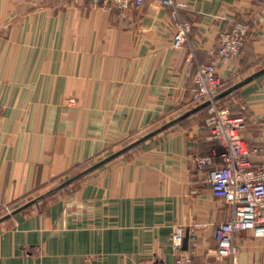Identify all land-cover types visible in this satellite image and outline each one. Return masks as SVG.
Returning a JSON list of instances; mask_svg holds the SVG:
<instances>
[{"label": "crops", "instance_id": "obj_1", "mask_svg": "<svg viewBox=\"0 0 264 264\" xmlns=\"http://www.w3.org/2000/svg\"><path fill=\"white\" fill-rule=\"evenodd\" d=\"M179 1L192 29L176 50L157 0L128 11L0 0V217L49 193L0 224V264L217 263L215 231L231 209L194 161L215 144L208 107L55 190L200 106L196 64L237 23L249 28L245 48L218 74L227 89L254 79L223 102L246 118L250 150L264 145V0ZM235 240L236 264H264L263 238Z\"/></svg>", "mask_w": 264, "mask_h": 264}, {"label": "built area", "instance_id": "obj_2", "mask_svg": "<svg viewBox=\"0 0 264 264\" xmlns=\"http://www.w3.org/2000/svg\"><path fill=\"white\" fill-rule=\"evenodd\" d=\"M92 5H112L122 11L143 6L145 0H87ZM171 11L174 24L173 48L183 49L190 39L191 23L183 16L188 8L179 0H157ZM249 28L237 23L232 29L219 35V49L213 51L214 59L209 63H197L193 81L196 93L193 103L208 106L207 126L211 131L214 147L211 154L196 156L199 170L206 171L214 196L222 198L231 209L230 219L219 224L215 231L217 247L216 264H236L240 248L236 244L238 233L249 231L256 238L264 239V145L250 150L243 133L248 123L244 116L234 115L226 109L218 97L227 89V83L218 74V63L238 59L245 48ZM254 154L257 160L254 161ZM175 241L181 244L184 238L179 229ZM154 264H168L157 262ZM173 264H196L189 256L180 257Z\"/></svg>", "mask_w": 264, "mask_h": 264}, {"label": "water", "instance_id": "obj_3", "mask_svg": "<svg viewBox=\"0 0 264 264\" xmlns=\"http://www.w3.org/2000/svg\"><path fill=\"white\" fill-rule=\"evenodd\" d=\"M252 79H254V77H251L250 79H248V80H246V81H243V82H241V83H239V84H237V85H235V86H233V87L227 89L226 91H224V92L218 97V99H222V98H224L225 96L231 94L233 91L239 89V88L242 87L244 84H246L247 82L251 81ZM208 106H209V103L206 102V103H204V104H202V105L196 107L195 109L189 111L188 113H186V114L183 115L182 117L178 118L177 120L173 121L172 123L168 124L167 126L163 127L162 129H160V130H158V131H156V132H154V133L149 134L148 136H146V137H144L143 139H141L140 141H138V142H136V143L130 145L129 147H127L126 149L120 151L119 153L114 154L113 156H111V157H109V158H107V159L101 161L100 163H98V164L92 166L91 168H89L88 170L84 171L83 173H81V174L75 176L74 178H72V179H70V180L64 182L61 186H59V187L56 188L55 190H59V189L65 187V186H67L68 184L72 183L73 181H75V180L81 178L82 176H84V175H86V174H88V173L94 171L95 169H97V168L101 167L102 165L106 164L107 162L113 160L114 158H116L117 156L121 155L122 153H124V152H126V151H128V150L134 148L135 146L141 144L143 141L147 140L148 138H150V137L156 135L157 133L163 131L164 129H167L168 127H170V126H172V125L178 123L179 121H181V120H183V119L189 117L190 115H192V114L196 113L197 111H199V110H201V109H204V108H206V107H208ZM48 194H49V193H47L46 195H44V196H42V197H39V198H37V199H35V200L29 202L28 204H26V205H24V206H22V207H20V208H18V209H16V210H14L12 213H10V214L6 215L5 217L1 218V219H0V224L3 223V222L6 221V220L12 218L13 216L17 215L18 213H20V212H22V211L28 209L29 207H31V206L37 204L40 200H42V199H43L44 197H46ZM188 241H189V238L187 237V238L185 239V241H184L185 245L188 243Z\"/></svg>", "mask_w": 264, "mask_h": 264}, {"label": "rangeland", "instance_id": "obj_4", "mask_svg": "<svg viewBox=\"0 0 264 264\" xmlns=\"http://www.w3.org/2000/svg\"><path fill=\"white\" fill-rule=\"evenodd\" d=\"M72 102H75L74 100H72ZM223 104V106L226 108V109H232L231 107H232V103L233 102H222ZM233 110V109H232ZM231 110V112L233 113L234 111H232ZM45 195V194H44ZM3 210V209H2ZM5 210V214H4V216L2 215V217H5L6 215H8V214H10V213H12L15 209H12L11 207H9L8 209H4ZM2 217H0V219L2 218Z\"/></svg>", "mask_w": 264, "mask_h": 264}, {"label": "trees", "instance_id": "obj_5", "mask_svg": "<svg viewBox=\"0 0 264 264\" xmlns=\"http://www.w3.org/2000/svg\"><path fill=\"white\" fill-rule=\"evenodd\" d=\"M221 100L223 101V98Z\"/></svg>", "mask_w": 264, "mask_h": 264}]
</instances>
